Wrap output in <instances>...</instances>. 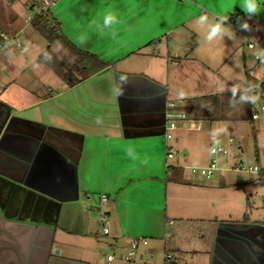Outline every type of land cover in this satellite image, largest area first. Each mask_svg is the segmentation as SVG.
<instances>
[{"label": "crops", "instance_id": "obj_1", "mask_svg": "<svg viewBox=\"0 0 264 264\" xmlns=\"http://www.w3.org/2000/svg\"><path fill=\"white\" fill-rule=\"evenodd\" d=\"M221 3L233 5L227 20L237 15L231 12L242 11L238 0L52 2L49 15L59 22L64 38L105 68L72 86L59 77L58 83L48 79L49 85L42 78L38 86L23 82L18 78L26 68L19 67H13L14 76L1 78L0 264H101L99 251L104 247L118 249L130 237L165 235L178 218H189L169 206V192L182 197L215 191L216 186H195L194 179L200 177L178 166L184 160L196 161L193 143L190 156L174 150V157L166 160L169 142L164 133L170 119L166 113L182 112L179 108L192 98L226 94L217 81L236 80L245 88V75L241 80L237 72H225L222 79L215 67V60L239 57L237 31L225 21L230 37L207 41V26L197 22L201 14L215 22ZM260 4L262 11L264 0ZM106 9L116 11L121 23L101 33L93 21L102 23L98 13ZM258 15L243 14L236 21L239 26L249 24L247 30L240 28L241 34L264 38ZM7 26L9 35L19 38L23 29L16 28L15 18ZM10 43L14 49L21 47ZM242 54L245 74L255 63L248 64L251 53L243 45ZM202 83L209 90L187 91L188 84ZM193 119L198 117L179 122L186 129V121H191L194 128ZM170 132L174 143H184L177 125ZM129 147L135 160L127 154ZM172 167L181 169L179 177L172 176ZM101 195H106V202L100 201ZM187 200L193 202L192 197ZM260 200L264 205V195ZM243 214L223 221L237 225L236 234L232 227H221L216 236L219 224L215 225L210 250L202 253L207 264H218L214 257L220 264H264L263 240L255 233L257 227L264 228V221L245 219ZM168 220L173 225L166 228Z\"/></svg>", "mask_w": 264, "mask_h": 264}, {"label": "rangeland", "instance_id": "obj_2", "mask_svg": "<svg viewBox=\"0 0 264 264\" xmlns=\"http://www.w3.org/2000/svg\"><path fill=\"white\" fill-rule=\"evenodd\" d=\"M53 1L20 0L11 2L10 0H0V32L8 39L12 38L9 35L7 24L13 18L16 20V28L22 27L23 29L18 38L21 47L14 49L11 46L12 44L8 43L5 49L0 50V81L8 74L14 76L12 70L19 67L21 69L26 68L18 78L23 82L27 81L35 86H38L37 79L40 81L41 78L48 85L49 80L60 82L59 78L51 70L38 62V54L47 46V43L28 24V17L33 14L35 7L41 9L44 2L50 3ZM231 13L240 16L245 14L240 10ZM258 14V21L262 20L264 25V10ZM236 25L241 28L237 22ZM258 30L260 34L264 35V30L261 27H258ZM236 31L234 32L238 35L236 43H238L237 53L239 57L222 58L220 63L215 60V65H217L215 67L221 73L222 79H224L225 72L230 74H236L237 72V74L242 76L241 80L244 78L245 59L243 60L242 45L251 53L250 60L252 62L249 61L248 64H254L253 57L257 51L249 49L247 47L249 42L247 37L241 34L240 31ZM252 36L255 38L261 37V35L255 33ZM227 37H230V35L227 34ZM250 38L264 46L263 37L259 40ZM63 53H65V50ZM259 59L263 63L264 55H261ZM11 62L13 66L10 65ZM66 63L69 66L71 60L66 61ZM255 76H259L258 71ZM217 82L221 86L224 85L226 87L225 91H228L226 93H233V87L237 88V91L243 90V83L236 80L226 79L221 81V83L220 81ZM187 86H189L187 91H191L193 94L204 93L210 87L206 83L192 84L191 86L188 84ZM39 90L41 89L39 88ZM175 122L180 129V134L184 136V141H181L184 143L177 145L173 140H169V146L183 157L190 156L192 151L189 146L191 143L196 146L193 149L196 154V161L189 162L184 160L181 162L178 166L182 168V171L189 173L188 167H207L212 158L209 154V146L216 139L222 141L223 147L227 149V154L218 153L215 155L217 169L209 179L199 178L193 181L195 186L204 188L203 190H205V187L216 186L215 191H208L210 193L204 191L200 193L201 195L196 193L192 196L190 194L188 196L182 194V197L179 193L176 196L172 195L171 192L168 193L169 206L181 210L189 218H178L175 221V227L168 228V232L165 235L147 238L148 245L142 247L140 253L145 264H207V257L205 258L202 253L204 251L208 253L210 250L213 224H225L223 221H227V219H232V221L241 219L243 212L246 213L245 219L264 221V205L260 200V197L264 195V186L258 180V173L252 174L248 172L249 168L252 169L254 167L264 169V116L257 120H251L248 115L242 119L225 121L193 119L195 127L190 128L192 122L186 121L188 126L186 129L182 127L183 124L179 120L175 119ZM213 131L217 133L215 136L212 135ZM229 139L233 142L230 143ZM177 169L181 170L180 168ZM187 197L188 199L192 197L193 202L187 200ZM119 248L108 249L104 247L99 251V256L105 259L110 253H119Z\"/></svg>", "mask_w": 264, "mask_h": 264}, {"label": "trees", "instance_id": "obj_3", "mask_svg": "<svg viewBox=\"0 0 264 264\" xmlns=\"http://www.w3.org/2000/svg\"><path fill=\"white\" fill-rule=\"evenodd\" d=\"M11 2L20 0H10ZM29 1V0H25ZM33 7V6H31ZM29 25L47 43L46 48L38 56V62L50 69L57 77L72 86L78 81L85 79L89 75L95 74L105 68V64L99 59L85 53H80L62 35L60 24L49 15V9L35 14ZM4 41L0 37V46ZM65 50V53L63 51ZM71 60L67 66L66 61ZM254 82L248 77V69L245 72V88H249L247 93L252 95ZM240 92L226 93L221 97L206 96L202 98H192L187 100L185 106L179 108L187 117L196 116L201 120H236L250 116L252 101L240 99ZM194 110L197 113H194ZM251 118V117H250ZM252 120V119H251ZM172 176L179 177L181 170L176 167ZM174 177V178H176ZM258 180L264 186V169H259ZM213 224L212 230L215 228Z\"/></svg>", "mask_w": 264, "mask_h": 264}, {"label": "built area", "instance_id": "obj_4", "mask_svg": "<svg viewBox=\"0 0 264 264\" xmlns=\"http://www.w3.org/2000/svg\"><path fill=\"white\" fill-rule=\"evenodd\" d=\"M52 5V2H44L43 6H41V9L39 7H35L33 14H31L28 17V24L32 17L40 13L42 11H46L49 9V7ZM240 15H235L234 18H231L229 20H226V23H228L230 26H232L234 29L241 32V29L238 28L236 25V21L240 19ZM243 33V32H242ZM247 39L249 40L247 47L249 49H255L257 51L256 55L253 57L254 59V66L248 69V77L254 82V87L252 90V95L254 97L252 101V106L250 109V117L252 120H257L264 116V66L261 64V61L259 57L262 55V52H264V46L260 45V43L252 40L248 35L244 34ZM0 37L4 41L3 45L0 46V50L5 49L8 45V43L12 42L16 47H19V41L18 36L15 35L12 38L8 39L4 34L0 33ZM259 72V76H255L257 71ZM166 117H170L168 120L169 122L165 124V133H164V139L166 142L171 140L173 138L171 134V130H174L176 128V122L175 119L179 121L186 120L187 116L183 112H176V113H166ZM193 126V125H192ZM229 142L232 143L233 141L229 139ZM218 153L221 154H227V149L223 147L222 141L220 139H216L212 142V144L209 146V154L212 156L210 159V162L207 167H190L188 168L190 175L200 178H206L209 179L212 176V173L217 169L216 167V161H215V155ZM175 155L174 150L166 144V154L165 158L166 160L172 159ZM264 157V152H263ZM170 167V166H167ZM242 170H244L242 168ZM259 168L254 167L252 169L249 168L248 172L252 174L258 173ZM101 202H106L107 197L106 195L100 196ZM101 223L103 224V233H108L107 228V221L104 217L101 218ZM173 225V221L168 220L165 222V227H170ZM148 245V239L145 237H130L126 240H123L121 243V246L119 248V253H110L108 254L105 259H103L101 264H145V262L142 259V255L140 253V249L142 247H146ZM169 258V256H167Z\"/></svg>", "mask_w": 264, "mask_h": 264}, {"label": "clouds", "instance_id": "obj_5", "mask_svg": "<svg viewBox=\"0 0 264 264\" xmlns=\"http://www.w3.org/2000/svg\"><path fill=\"white\" fill-rule=\"evenodd\" d=\"M238 4L240 9H242V11L249 18L253 17L254 15L258 14L261 11L260 0H238ZM232 7L233 5L231 3H227V4L221 3L220 11L216 13L217 19L215 22H210L208 20V17L204 14H201L197 18V22L200 25L207 26V35L205 37L207 41H213L214 38L219 39L223 37L225 34H227L224 22L228 19L226 12L230 10ZM98 15L102 17V23H100L99 21H93V23H95L96 28L100 30L101 33H103L104 29L111 28L113 25H117L121 23V20L117 12L112 9H106L102 13H98ZM240 27L247 30L249 29V24L247 22H244L240 25ZM113 35H115V33H113ZM262 55H264V52H262ZM120 79L122 83H126V80L123 77H121ZM116 87L120 89V92L122 94V84H118ZM249 91H250L249 88H244L243 91H241L240 99L243 101L253 100L254 97L247 94ZM232 92L233 95H235L237 92V88L233 87ZM179 95L180 96L184 95L183 90L179 91ZM216 134H217L216 131H213L212 135L215 136ZM127 154L133 160L137 158L134 150L131 147L127 149Z\"/></svg>", "mask_w": 264, "mask_h": 264}, {"label": "water", "instance_id": "obj_6", "mask_svg": "<svg viewBox=\"0 0 264 264\" xmlns=\"http://www.w3.org/2000/svg\"><path fill=\"white\" fill-rule=\"evenodd\" d=\"M138 79H141V78H138ZM141 81H143L149 88H150V86H154L153 84H151V82H149L146 79H141ZM164 91H165V89L163 88V102H164L163 118L165 119V98H164ZM228 225H230V226H228ZM235 226H237V225H235V224H219L218 227H217L216 236L219 234V230H220L221 227H226V228L227 227H232L233 234H236L235 233L236 232L235 231V228H233ZM256 229H258L257 231H255V233L257 232L256 235L262 237L263 242H262V244H260V249L264 253V228L263 227H257ZM233 234H231V235L233 237H235V235H233ZM214 253H215V251H214ZM214 261H215V263L220 264V260L219 259L216 260L215 257L213 258V262Z\"/></svg>", "mask_w": 264, "mask_h": 264}]
</instances>
